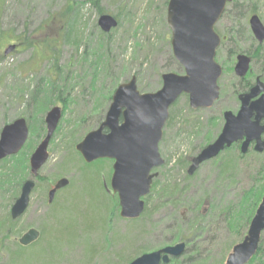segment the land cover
I'll use <instances>...</instances> for the list:
<instances>
[{
  "label": "rangeland",
  "instance_id": "obj_1",
  "mask_svg": "<svg viewBox=\"0 0 264 264\" xmlns=\"http://www.w3.org/2000/svg\"><path fill=\"white\" fill-rule=\"evenodd\" d=\"M168 1L99 0L102 14H109L117 20V26L105 38L108 50L103 47L101 50V29L97 24L100 15L97 7H93L88 0H0V28L5 35H20L31 40L30 47L11 39L0 41V131L4 125L17 118L22 117L32 125L37 117L42 116L44 119L52 107L61 108V118L47 149L49 158L40 169L39 177L35 179L29 207L16 220L13 230L19 234L10 237L0 247V264H129L140 255L137 253L164 247V229L174 222V214L170 213L169 206L154 211L152 218L140 223L122 219L119 216V205L115 210L112 208L116 213L110 210L108 198L114 194L107 185L113 164L110 159H106L99 175L100 186L104 187V194L107 196L106 206L108 204L107 208L104 203L101 207L102 217L98 219L93 214V206L98 202H88V196H85L81 203L86 207L85 210L81 208L78 218L72 217L70 221L61 219L60 230L57 227L47 234L43 230L50 228L48 206L56 200H62L67 195L68 188L79 189L81 193L83 185L88 190L91 183L96 186L95 175L90 176V180H84L82 185V161L79 154H76L75 145L102 122L116 87L135 76L137 89L141 93H152L161 87L163 73H183L172 55L171 31L166 22ZM252 6L264 24V0H246V18L240 24H234L236 29L238 26L244 28L235 39L242 50L254 48L255 43L257 44L248 25L251 15L248 10ZM68 7L76 16L73 33L80 42L78 47L72 41L59 39L61 25L57 16ZM229 8L228 6L226 9ZM232 14H225L215 25L220 37L232 23ZM52 18L54 19L50 21ZM249 36L254 39V43ZM47 42L52 44L51 47ZM11 44L16 45L15 50L5 55V49ZM262 46L264 56V42ZM231 47L232 44L226 42L217 49L215 59L222 66L223 72L225 67L230 66L232 71H227L221 77L218 83L220 97L213 106L192 110L189 108L187 95H181L170 107L169 116L170 112L176 116L171 123L165 124L159 143L164 164L154 170L157 172L155 179L160 180V184H168L167 180L170 179V182L179 187L187 185L188 189L182 193V198L196 202L203 200L199 205L203 212L212 201L222 208L230 203H237L243 190L252 185V178L261 159H264V156L255 157L252 152L243 159L237 156L233 173L225 177H219L214 164L207 161L201 164L193 178L187 182H184L181 168L176 167L182 160L190 162L205 139L212 135L211 132H216L218 128L221 130L222 113L225 110L235 113L239 108L238 100L229 89L232 76L235 75L233 66L236 56L229 52ZM257 68L258 66H252L253 71ZM105 69L107 75L104 74ZM41 105L42 108L46 106L44 111H41ZM211 118L216 120L209 121ZM214 127L217 130L212 131ZM45 133V121L42 131L33 130L32 135L29 132L22 148L25 149L22 158L26 152L29 153L27 172L29 156ZM235 153L238 155L237 151ZM28 177L29 174L22 183ZM60 178L68 179L69 184L57 190L53 202L48 203L47 193ZM1 190L5 191V188L0 189V221L7 216V211H10L14 202L9 203L8 197H2ZM182 207L179 206V214L187 219L190 216L189 209ZM107 220L109 224L106 223ZM90 227L93 228L84 233V229ZM29 228L39 230L40 237L36 241L39 245L17 254L16 241ZM208 230L212 239L211 247L202 248L201 251L218 257L233 234L225 227L223 218L214 217L208 221V226L207 222L204 223V235ZM245 234L244 230L242 239ZM173 244L175 243L168 245ZM174 262L180 263V260L176 259Z\"/></svg>",
  "mask_w": 264,
  "mask_h": 264
},
{
  "label": "water",
  "instance_id": "obj_2",
  "mask_svg": "<svg viewBox=\"0 0 264 264\" xmlns=\"http://www.w3.org/2000/svg\"><path fill=\"white\" fill-rule=\"evenodd\" d=\"M233 0H169L166 22L171 31L172 55L182 68V74L161 75V87L152 93L137 89L136 77L119 84L114 90L102 122L89 131L75 150L85 163L99 159L113 161L109 186L116 194L119 216L125 220L138 219L145 209V197L150 193L154 170L164 164L159 152L163 129L170 107L181 95H187L192 110L210 108L218 100V80L223 68L216 61L221 37L215 25L222 17L226 5ZM97 24L103 32L117 26V20L102 14ZM248 25L257 43L264 42V24L256 14L248 18ZM9 45L4 54L15 50ZM251 58L245 53L235 56L233 72L244 77L250 70ZM239 108L234 113H222L223 125L213 141L191 158L187 174L193 175L201 164L216 158L226 148L240 142L241 154L251 144L257 153L264 151V82L259 76L248 91L238 95ZM61 118V108L52 107L45 115L46 133L29 156V177L22 183L18 197L10 208L13 220L20 218L29 207L35 179L49 158L48 145ZM29 129L20 117L4 125L0 131V161L17 154L26 143ZM69 180L60 178L47 193L52 203L57 190L66 187ZM264 231V193L243 239L234 244L224 264H247L255 255ZM40 237L39 230L29 228L18 239L21 246H29ZM185 251V243L178 242L160 249L142 253L129 264H179L176 260Z\"/></svg>",
  "mask_w": 264,
  "mask_h": 264
},
{
  "label": "trees",
  "instance_id": "obj_3",
  "mask_svg": "<svg viewBox=\"0 0 264 264\" xmlns=\"http://www.w3.org/2000/svg\"><path fill=\"white\" fill-rule=\"evenodd\" d=\"M88 1L91 2L93 7H97V13L99 15L103 13V9L99 7V0H88ZM245 3H246V0H233L226 5V8L228 6L230 8L225 9L222 17L228 13H233L234 15L232 14L233 15L232 23L226 28V32L222 33V37H221L222 39H221V43L219 46L221 47L225 45L226 42L231 43L232 47L229 48V52L231 51L232 56L237 55L239 53H245L249 55L251 58V67H250L249 72L246 74V76L244 77H237L236 75L232 76V81L229 85V89L232 95L237 100H238V95L240 93H244L249 90V88L252 86L257 76H259L261 80L264 82V56H263L262 44L255 43L254 48L251 47V48L242 50V49H239L240 46L238 45L237 41H235V39L240 36L242 29L244 30L243 27L240 28L239 26L236 29L234 24L235 23L240 24L242 20H245L246 18L245 13L247 11V8L245 7ZM248 12H250L251 15L255 14L256 13L255 7L252 6L248 10ZM60 14H58L57 16L59 18L57 20L60 21V25H61V30L59 31V36H60L59 39L66 41V42L72 41L74 45L78 47V44L80 42L76 38V35H74L73 33L74 28H75L76 16L72 14V10L70 7L65 9ZM53 19L54 18H52L50 21H52ZM107 33L103 32L102 30L99 33L100 34L99 44L101 46V50H102V47L105 50L108 48V42L105 39L109 36L107 35ZM248 33L250 34V32ZM5 34L6 33H4V31L0 28V41L4 39L6 40L11 39L14 41H18V43L23 46H26V47L31 46V40L29 41L28 38H23L20 35L11 36V35H5ZM250 40H252L253 43L255 42L252 37H250ZM52 41L55 42L54 40ZM46 44H48L50 47L52 45L51 43L49 44L48 42ZM55 56L56 55L54 54V58ZM252 66L254 67L258 66V68L255 69V71H253ZM179 69L181 70L182 68L179 67ZM104 71H105L104 74L107 75V70L105 69ZM227 71H232V66L225 67L222 76L225 75ZM221 77L218 83L220 82ZM40 108H41V111H44L46 109V106L42 108V105H41ZM175 116H176L175 113L170 112V116L166 124L171 123L175 119ZM219 119L220 118H218V120ZM215 120L216 119L213 120L211 118L209 121L214 122ZM27 125L29 128L30 135H32L33 130L39 129L42 131L44 129V119L42 116H39L37 117L36 120H33L32 125L29 122H27ZM214 130H217V128L215 127L212 128V131ZM219 131L220 129L218 128L216 132H211L212 135L208 136L205 139L204 143L198 148V151L202 149L205 145L213 141L216 135L219 133ZM239 148H240L239 144L235 143L231 147L225 149L216 158L209 160V162L214 164L216 168V172L219 177H225L233 173V168L235 166L234 161L236 160L237 156L243 159L245 158L246 155H250L251 152L255 157L264 156V151L261 153H257L252 149L248 150L247 153L245 154H241ZM24 150L21 149L17 154L8 156L0 161V164H1L0 165V189L5 188L6 192L1 190L3 192L2 197H8L9 203L15 200V197L19 191V186L22 183V180L24 179L26 175L29 174V172H27L28 171L27 158H28L29 153L26 152V155H24L22 158ZM236 151L238 155H236L235 153ZM76 154L78 155L79 153L77 152ZM78 156L80 160L82 161L81 166H80L82 170V176H81L82 185H83L84 180L86 179L90 180L91 179L90 176L93 177V175H95L96 178L94 177L95 178L94 181H95L96 186H93V183H91V185H89L90 190H88L87 186L83 185L81 193L79 192V189L72 190V188L70 187L68 188L69 191L67 195L63 197L62 200L61 199L56 200L52 204H50L48 206L50 216L48 218L49 220L47 219L48 222L50 221L49 222L50 224H48L50 228H44L43 230L44 234L45 233L47 234V232L49 233L51 230H54L57 227L60 230L61 229L60 224L62 221L61 219L70 221L71 220L70 218L72 217L78 218L80 212H82L81 208L82 209L84 208L83 210H85V207H86V206L84 207V205H82L81 203V201L85 200V196H88V202L89 201L98 202L97 204H94L93 206V214L98 219L102 217L103 208L101 209V207L103 203H104L105 208L108 207V204L106 206L107 196L106 194H104L105 193L104 187L102 186L103 189L101 188L100 186L101 182L99 180L100 170L102 169V166L105 164L106 159H99V160L93 161L92 163H85L83 159L81 158L80 154ZM187 162L189 161L182 160L181 162H178V164L176 165V167H180L184 173L183 174L184 182L191 180L193 178L192 176L195 175L193 174L189 176L187 174V168H186ZM87 170L90 172H87ZM154 179L151 185L150 193L144 199L145 200L144 212L138 219L132 220V221L134 223H138V222L140 223V221L144 219L152 218L154 211L156 212V211L166 208V206L167 207L169 206L170 213L174 214V217H173L174 222H171L165 227L164 231L166 233L165 234L166 236L164 238V242L162 243V246H166L172 242H174L175 244L178 242L185 243V251L182 254V256L178 258L180 260L179 264H206V263L224 264L226 256L228 255L232 246L236 244L238 241L242 240L241 238L242 232L244 230H245V233L247 232L250 220L253 217L255 210L261 201L262 195L264 193V159H261V163L258 166L256 174L252 178V185L248 189L243 190L241 198L237 203L236 202L230 203V205L228 204L222 208L220 206H216L214 202L212 201L209 208L206 209L204 212L199 208L200 201H203V200H198V202H196L193 199L185 200L184 198H182V193L185 192L186 189H188L187 185L184 187H179L178 184L170 182V179H168V177H166V179L169 180V181L167 180L168 184H160V180H157V179L154 180ZM107 185H109V183H107ZM108 187L110 189V186ZM108 199L111 205L110 210H113V209L115 210V208L117 209L118 200H117L116 194H112V196H110ZM206 201H207V198L206 200H204V203ZM179 206L188 207L190 216L187 219L182 218L181 215L179 214L180 213ZM114 210L112 212H115ZM214 217H216L217 219L223 218L225 221V227L228 229L229 232H232L233 234L230 236L229 240H227L224 250L218 255V257L210 255L209 252L204 253L201 251L202 248L211 247L210 241L212 239L210 238L209 230L204 235V223L207 222V226H208V221L213 220ZM16 220L11 219L10 211L8 210L7 216L4 217L0 221V247L5 245V242L10 237H15L17 234H19V232H15L13 230V228L16 227ZM108 220L110 221V218ZM108 220L106 222L107 224H109ZM91 228L93 227H90L88 229L85 228L84 229L85 232L83 230H81V232L86 233ZM205 228H206V225H205ZM16 245L18 247L17 254H19L21 250H25L26 248H37L39 243L37 244L35 242L29 246L24 247V246H21L18 243V241H16ZM49 250H51V248H49ZM125 254L126 252L123 253V255ZM137 254L138 255L142 254V252L137 253ZM247 264H264V231L261 234L260 242H259L255 255L251 258V260Z\"/></svg>",
  "mask_w": 264,
  "mask_h": 264
},
{
  "label": "flooded vegetation",
  "instance_id": "obj_4",
  "mask_svg": "<svg viewBox=\"0 0 264 264\" xmlns=\"http://www.w3.org/2000/svg\"><path fill=\"white\" fill-rule=\"evenodd\" d=\"M260 79H261V78H260ZM255 80H256V78H255ZM255 80H254V83H255ZM254 83H253L252 85H254ZM238 102H239V101H238ZM239 105H240V104H239ZM263 139H264V135H263ZM238 144H239V146H240V142H238ZM226 149H227V148H226ZM250 149L253 150V144L250 145L249 150H250ZM221 153H222V152H221ZM221 153H220V154H221ZM218 156H219V155H218Z\"/></svg>",
  "mask_w": 264,
  "mask_h": 264
}]
</instances>
